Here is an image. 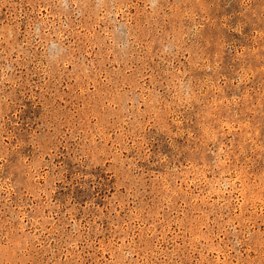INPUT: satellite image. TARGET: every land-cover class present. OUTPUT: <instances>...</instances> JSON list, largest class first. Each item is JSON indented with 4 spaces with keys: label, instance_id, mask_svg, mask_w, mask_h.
<instances>
[{
    "label": "rangeland",
    "instance_id": "rangeland-1",
    "mask_svg": "<svg viewBox=\"0 0 264 264\" xmlns=\"http://www.w3.org/2000/svg\"><path fill=\"white\" fill-rule=\"evenodd\" d=\"M0 264H264V0H0Z\"/></svg>",
    "mask_w": 264,
    "mask_h": 264
}]
</instances>
